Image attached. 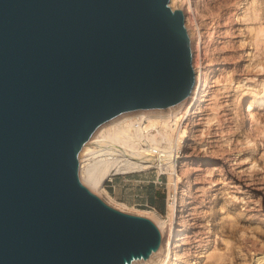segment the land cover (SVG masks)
Masks as SVG:
<instances>
[{"label":"water","instance_id":"obj_1","mask_svg":"<svg viewBox=\"0 0 264 264\" xmlns=\"http://www.w3.org/2000/svg\"><path fill=\"white\" fill-rule=\"evenodd\" d=\"M169 0H0V264H128L160 243L78 177L112 117L164 109L195 84Z\"/></svg>","mask_w":264,"mask_h":264},{"label":"rangeland","instance_id":"obj_2","mask_svg":"<svg viewBox=\"0 0 264 264\" xmlns=\"http://www.w3.org/2000/svg\"><path fill=\"white\" fill-rule=\"evenodd\" d=\"M219 1H168L171 9H180L183 12L193 71L196 62L202 60V66L208 71L209 88L213 94L208 98L210 102H205L202 113L200 111L196 116L200 117L196 119L199 123L195 126V132L194 128L186 136V142L189 147L206 149L205 143L224 136L226 132L227 136L231 135L238 126L236 129L239 130H234L236 134L233 132L234 135H231L236 138V143L232 142L231 146L224 142L225 135L213 145L215 148L219 145L224 150L233 147V152L238 151L235 166L237 172L248 181L252 179L250 184L257 186L261 180L259 171L264 168V0ZM187 6L190 8L189 13ZM252 6H258L256 8L260 10L261 16L250 18ZM196 43L200 46L198 53L194 52ZM203 60H206L204 63L208 66ZM214 103L215 105H212ZM229 105L230 109H233L232 121L236 120L235 123L229 124L233 130L225 127L223 120L217 118H221V110ZM182 121L183 119L179 126ZM216 125L218 127L215 128ZM221 125L223 126L220 127ZM221 129L223 132L220 133L224 135L219 133ZM232 137L231 141L234 140ZM201 143H204V146L201 147ZM193 162L196 163L193 166H196L195 158ZM201 172L204 178L210 176L208 173L204 176L203 170ZM180 180L176 182L174 174L159 173L155 167L132 172L111 170L103 180L102 189L90 191L119 211L148 218L157 227L161 241L163 234L158 221L171 223L173 229L174 221H181L180 216H183L180 211H177L176 219L175 213L173 217L170 216L172 204H177V210H181L187 201L186 194L182 193L185 181L183 174ZM205 181L206 179L202 182ZM219 181L213 188H210L208 181L204 183L209 190L207 194L210 193L201 207L204 212L201 221L207 232L203 238H206L204 243L200 246H196L194 242L181 244L175 249L176 254L172 252L168 256L170 264H253L257 256L264 258V200L261 204L256 201L255 193L259 191L246 192L247 187L237 189L236 185L230 186ZM179 229L182 233V227L176 224L175 231ZM261 264H264V259Z\"/></svg>","mask_w":264,"mask_h":264},{"label":"bare ground","instance_id":"obj_3","mask_svg":"<svg viewBox=\"0 0 264 264\" xmlns=\"http://www.w3.org/2000/svg\"><path fill=\"white\" fill-rule=\"evenodd\" d=\"M252 1L253 0H251V2ZM256 7L252 6L251 19L261 16L259 15L260 10ZM189 11L190 8L188 7L187 12L189 13ZM250 18H248V20ZM257 32L259 33V31H256V33ZM198 43H196L195 46V53L199 52ZM201 61H198L199 63L196 62V67L194 66L195 84L187 98L177 103L175 106L168 107L167 110L139 109L122 112L112 117L99 125L93 133L89 135L78 153L79 180L92 191L102 189L103 180L108 176L111 170L132 172L148 170L155 167L158 169L159 173L174 174L176 182L180 180L182 174L184 175L185 181L183 183L182 193L186 194L187 201L184 202L181 210H177V204H172L170 210V216L173 217L175 213V219L177 217V211H180L181 215H183L180 216L182 217L181 221H174V228L172 229L171 223L165 224L163 220H159L158 226L163 234L159 243V248L152 252L147 259H134L128 264H170L168 256L172 252L176 254L175 249L181 244L194 242L196 246H200L202 242L204 243L206 238L204 240L203 238L206 236L207 232L205 225H203L201 221V217L204 215L201 207L204 205L203 203L207 198H209L208 194H210H207L209 190L204 186V183L207 181V183L211 184L210 188L216 186L220 182L219 180H221V182L226 185H236L237 189L247 187V189H245L246 192L258 190L259 192L255 193V195H257L256 201L261 204V201L263 202L264 200V168L262 171H259V177H261L262 181L260 180L257 186H252L250 184L252 179H250L251 181L246 180L241 177L236 170V156L238 155V151L233 152V149L231 150L233 147H229L226 150L219 145L216 148L214 147L213 143H216L217 139L219 140V138L225 137L227 134V132L225 135L220 133L223 132V128L219 133L224 136L218 137L217 139L213 138L214 140L207 143L204 142L207 146L206 149L201 150L196 149L194 146H187L186 136L195 128L198 122H196V119L200 118H196V116H198V113L205 107V102L209 101L208 98L211 96L210 94H212L209 88L208 71L202 66ZM205 61L203 60V63ZM205 65L208 66V64ZM215 103L212 105H215ZM232 110L233 109H230V105L229 107L226 106L221 110V114H217L218 116L220 114L221 118L216 116L218 119L223 120L227 128H231L229 124L236 122V120L232 121L234 117L231 113ZM184 114L186 115L184 116ZM252 116L253 115H251V117ZM181 119H183V121L179 126ZM221 120L216 119V121L220 122ZM216 123L217 122H215V124ZM222 126L223 125L220 127ZM216 127L218 126L216 125L215 128ZM236 128H238V126ZM195 130L196 128L194 132ZM234 130L232 131L233 135L234 133L236 134ZM214 131L216 133V130ZM231 135H226V139L223 140L230 145L232 142L236 143L237 141L236 138H233L234 136L232 137ZM230 136L234 139L233 141H231ZM245 140L247 141V137ZM241 141L243 142V140ZM203 144H200L201 147ZM194 158L197 160L196 166H193V164H196L193 162ZM202 170L205 171L204 176L206 173L210 174V176L206 178L202 177ZM216 175H218V177ZM202 179H206V181L202 182ZM211 190L213 189H210V191ZM176 224L182 227V233H180L181 229L175 231ZM179 234H182V236H178ZM174 236L175 238H173ZM263 259V256H257L253 264H261Z\"/></svg>","mask_w":264,"mask_h":264},{"label":"trees","instance_id":"obj_4","mask_svg":"<svg viewBox=\"0 0 264 264\" xmlns=\"http://www.w3.org/2000/svg\"><path fill=\"white\" fill-rule=\"evenodd\" d=\"M152 195H153V194H152ZM152 195H151V198H153V197H152ZM162 198H163V197H162V195H161V199H162ZM150 201H151V203H150V204H152V199H151ZM159 210H160V209H159Z\"/></svg>","mask_w":264,"mask_h":264}]
</instances>
